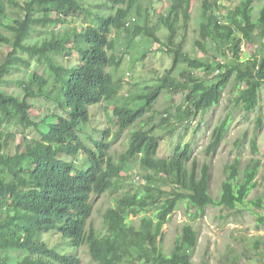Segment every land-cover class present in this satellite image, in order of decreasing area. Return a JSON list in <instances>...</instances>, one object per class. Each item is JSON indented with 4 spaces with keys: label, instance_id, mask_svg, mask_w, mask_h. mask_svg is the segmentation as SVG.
Here are the masks:
<instances>
[{
    "label": "trees",
    "instance_id": "1",
    "mask_svg": "<svg viewBox=\"0 0 264 264\" xmlns=\"http://www.w3.org/2000/svg\"><path fill=\"white\" fill-rule=\"evenodd\" d=\"M81 1L93 0H0V44L10 48L0 63V81L33 63L45 65L50 78L30 75V86L24 87L22 98L0 91V129L13 125L22 131L16 143L15 134L0 136V264H80L76 256L62 253L40 237L49 233L72 248L85 247L93 264H194L190 256L180 255L183 249L193 251L198 245L199 234L192 222L202 219L209 206L227 210L244 206L257 187L261 161L254 158L241 171L240 160L235 158L225 167L220 194L213 198L210 165L197 163L189 144L175 146L168 158L158 157L161 138L154 131L167 129L165 133L170 134L172 121L194 120L217 107L232 78L238 87L234 104L246 113L256 109L264 85V46L262 56L258 58L255 52L246 61L241 60L240 48L254 36L264 39V3L255 16L253 0H241L221 19L219 0H203L199 38L194 42L203 55L192 57L177 41L176 30L181 19L186 27L192 0H172L168 15L160 18L168 31L166 43H161L156 27L149 26L147 14L138 9L133 13L137 19L132 17L136 23L127 24L139 0H102L111 12L97 13L93 25L82 27L70 38L54 31L51 37L47 35L49 28L65 25L71 18L86 19L90 12ZM9 8L20 10L22 17H11ZM216 29L226 32L223 48ZM115 31L133 38L143 35L172 58L171 69L154 86L122 100L121 82L115 83L107 72L108 67L120 65L123 55L116 54L111 38ZM56 54L74 55L71 67L54 60ZM196 72L203 78L194 76ZM47 85L45 90L37 88ZM164 93L180 94L182 103L175 112L165 109L166 116L149 126L144 120L154 122V104ZM32 99L55 102L65 117L50 123L45 120L47 130L41 131L30 114ZM101 103H106L116 135L143 124L129 135L126 149L116 158L106 152L108 132L103 131V138L86 157L85 168L75 159L82 147L79 132L90 121L89 108ZM262 124L258 118L256 126L262 128ZM228 126V118L216 125L207 155L219 148ZM26 131L33 135L28 137ZM252 151L257 153L255 144ZM135 166L141 169L138 175ZM130 178L139 183L127 189L123 183ZM106 193L118 197L102 215L106 232L100 233L88 222L91 198ZM183 203L194 212L171 251L165 253L162 227ZM251 205L264 207V194ZM130 216L143 217L136 224ZM257 224H264V215L257 217ZM249 248L264 256V239L253 240Z\"/></svg>",
    "mask_w": 264,
    "mask_h": 264
},
{
    "label": "rangeland",
    "instance_id": "2",
    "mask_svg": "<svg viewBox=\"0 0 264 264\" xmlns=\"http://www.w3.org/2000/svg\"><path fill=\"white\" fill-rule=\"evenodd\" d=\"M22 2V0H18ZM203 0H192L190 8V19L184 28L183 20L181 19L177 24V41H181L185 50L190 53L192 57H200L203 54L194 47V42L199 38V20L201 13V5ZM241 0H219L223 6L218 10L221 19L224 14L232 11ZM172 0H139L135 9L127 20L132 17L137 19L134 11L138 9L143 14H147V24L151 27H156L155 35L161 41L166 43L168 31L160 23V18L167 16L171 8ZM264 3V0H253L254 15L256 16L259 8ZM89 10L90 14L86 19L71 18L65 25L54 28H49V35L54 31L57 36L70 38L74 32H80L82 27L93 25L95 15L97 13L111 12V8L102 0L87 1L84 4ZM9 14L13 18L22 17V12L18 9L9 8ZM144 20L140 17V24L144 26ZM136 23V21L134 22ZM133 23V24H134ZM133 24L129 26L132 27ZM216 34L221 40L222 48L226 42V32L223 29H216ZM4 34L8 33L3 31ZM234 34V32H233ZM36 34H34V37ZM111 38L114 40L116 46V54L121 56L120 65L116 68L108 67L107 72L111 75L113 81L121 82L119 93V100L126 98L128 95L136 94L138 90L152 86L156 83L157 78L162 77L172 67V58L167 53L161 50L160 44H152L151 41L140 35L132 37L130 34L119 33L115 31ZM264 39L261 40L257 36L251 42L243 43L240 48L241 60L246 61L257 52V57L263 55ZM10 48L0 44V63L4 59ZM259 52V53H258ZM59 64L68 65L69 69L74 60L73 57H66L64 55L52 56ZM78 59H75V63ZM29 69L22 70L20 73H13L10 76L3 78L0 81V91L18 96L22 98L25 94L24 87L30 86V75L37 73L50 79L45 65L32 64ZM180 68L179 70H185ZM179 78L177 74H175ZM197 78H203L200 73H195ZM154 86V85H153ZM45 87L38 86V90H45ZM238 92V87L235 85L234 78L227 86L223 98L217 107L199 115L194 120L184 121L177 124L172 121L169 125L172 132L166 134L167 129L157 128L154 135L161 138L158 157L168 158L174 147L177 145L184 146L189 144L193 148V158L197 163H207L211 168L210 179V195L217 198L220 194L221 184L225 179V167L232 164L235 158L240 160V170L243 171L249 162L256 158L261 161L258 176L256 178L257 187L250 193L247 202L244 206L238 207L237 210H227L220 207L209 206L205 210V215L202 219H197L192 222L193 227L198 231V245L192 251L183 249L180 255L190 256L194 264H264V256L255 254L250 248L249 244L256 239H264V224H257V217L264 215V207L257 208L251 205V202L261 197L264 194V85L260 90L259 102L256 109L252 112L246 113L234 104V98ZM56 100L58 97L56 96ZM61 99V96H59ZM31 117L38 122L41 131L45 132L46 122H56V117L65 115L58 110L56 103L45 99H32L31 101ZM182 103V96L164 93L158 101L154 104V122L144 120L146 124L152 126L158 124L162 117L166 116L165 109H170V112H175L176 107ZM114 107L113 105L110 107ZM151 113V112H150ZM90 121L81 126L79 137L81 145L79 154L75 159L79 165L88 167L86 157L90 150H95V142L103 138V131H107L106 142L109 144L106 152L115 158L123 152L129 140V135L140 127L143 122H139L132 128L116 135L117 127L110 119L109 113L106 109V103H101L97 106L89 108ZM225 118L229 119V126L227 133L221 142L219 148L213 154H206V148L211 142V135L216 127ZM260 118L262 120V128L256 126V121ZM44 122V123H43ZM148 126V127H149ZM28 137L33 134L30 131L25 132ZM8 134H15L16 143L22 134L20 128L10 125L8 128L0 129V136L3 138ZM253 144L257 148V153L252 151ZM14 148V146H13ZM74 159V160H75ZM134 173L138 175L141 173L139 166H135ZM139 183L137 178H130L123 183L127 189ZM115 194L106 193L102 196H92L91 203L93 206L92 214L89 223L94 226L100 233H105L102 222V215L105 211L114 206ZM189 210L186 204H181L177 211L171 215L168 221L162 227V247L165 253H169L176 239L181 233L183 224L189 222V215L193 213ZM152 214V212L150 213ZM138 218L130 216L129 219L134 220L136 224L139 223ZM48 244L54 245L66 255L76 256L80 264H93L85 247L72 248L68 244L62 242L60 237L55 233L42 234L40 236ZM262 249L260 248V251Z\"/></svg>",
    "mask_w": 264,
    "mask_h": 264
},
{
    "label": "built area",
    "instance_id": "3",
    "mask_svg": "<svg viewBox=\"0 0 264 264\" xmlns=\"http://www.w3.org/2000/svg\"><path fill=\"white\" fill-rule=\"evenodd\" d=\"M136 21V19L135 18H132L131 20H130V22H128L127 24H132V23H134Z\"/></svg>",
    "mask_w": 264,
    "mask_h": 264
}]
</instances>
